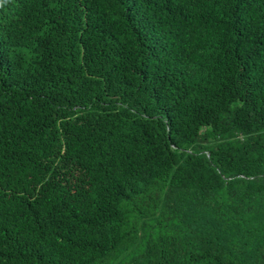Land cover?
<instances>
[{"label":"trees","instance_id":"obj_1","mask_svg":"<svg viewBox=\"0 0 264 264\" xmlns=\"http://www.w3.org/2000/svg\"><path fill=\"white\" fill-rule=\"evenodd\" d=\"M0 264H264V0H6Z\"/></svg>","mask_w":264,"mask_h":264},{"label":"clouds","instance_id":"obj_2","mask_svg":"<svg viewBox=\"0 0 264 264\" xmlns=\"http://www.w3.org/2000/svg\"><path fill=\"white\" fill-rule=\"evenodd\" d=\"M5 3H6V0H0V7H3Z\"/></svg>","mask_w":264,"mask_h":264}]
</instances>
